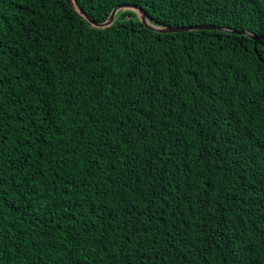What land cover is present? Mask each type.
<instances>
[{"label": "trees", "instance_id": "1", "mask_svg": "<svg viewBox=\"0 0 264 264\" xmlns=\"http://www.w3.org/2000/svg\"><path fill=\"white\" fill-rule=\"evenodd\" d=\"M76 1L218 28L0 0V264H264V0Z\"/></svg>", "mask_w": 264, "mask_h": 264}, {"label": "water", "instance_id": "2", "mask_svg": "<svg viewBox=\"0 0 264 264\" xmlns=\"http://www.w3.org/2000/svg\"><path fill=\"white\" fill-rule=\"evenodd\" d=\"M67 2V4L73 8L74 12L76 14H78L82 19H84L85 21H87L89 23V25L93 28H104L107 26H110L116 17V14L118 11L121 10H132L134 12L137 13L138 18L140 19V21L145 25V27H147L150 30L156 31V32H166V33H170V32H180V31H191V30H200V29H214V28H218L216 26L213 25H188V26H159V25H154L151 23L150 18L148 16V14L146 13L145 10H143L141 7L134 5V4H129V3H122L119 5H116L111 12L109 13L107 19L103 22H96L94 20H92L80 7V5L78 4V2L76 0H65ZM219 29L227 31V32H231V33H238V34H244L249 36L250 38L257 40L260 37L253 35L251 33H248L245 30H231V29H226V28H222L219 27ZM262 40H264V38L261 37Z\"/></svg>", "mask_w": 264, "mask_h": 264}]
</instances>
